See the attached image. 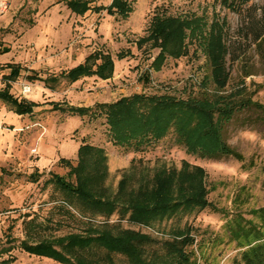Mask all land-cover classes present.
<instances>
[{
  "label": "rangeland",
  "instance_id": "obj_1",
  "mask_svg": "<svg viewBox=\"0 0 264 264\" xmlns=\"http://www.w3.org/2000/svg\"><path fill=\"white\" fill-rule=\"evenodd\" d=\"M3 1L10 8L0 17V264H58L29 255L23 245L93 231L120 236L129 230L149 239L145 256L155 264L166 261L165 242L187 233L194 238L192 264H233L243 249L264 240V47H258L264 44L258 40L264 0H252L240 15L215 0H123L126 17L108 11L113 0H77L90 7L84 15L70 7L74 0ZM157 19L184 35L161 57V40L152 33ZM215 20L228 25L231 81L225 94L245 82L246 96L256 105L239 110L224 133L241 160L190 155L172 132L140 148L116 145L102 106L141 95L186 100L198 93L208 75L204 44ZM97 53L114 61L107 80L82 71ZM23 85L32 91L23 94ZM82 145L102 151L88 156L87 170L105 172L96 187L119 205L111 216L95 214L53 180L76 184L62 159L77 167ZM194 168L203 171L209 207L183 210L149 227L128 222L122 205L139 191L151 193L158 173L176 181L187 173L199 178ZM77 254L106 262L97 247ZM114 262L129 264L121 256Z\"/></svg>",
  "mask_w": 264,
  "mask_h": 264
},
{
  "label": "trees",
  "instance_id": "obj_2",
  "mask_svg": "<svg viewBox=\"0 0 264 264\" xmlns=\"http://www.w3.org/2000/svg\"><path fill=\"white\" fill-rule=\"evenodd\" d=\"M251 1L215 0V3L240 15ZM69 5L78 15L90 11L87 3H80L77 0L69 2ZM108 11L126 17L129 7L123 0H113ZM172 27L173 25L167 21L156 20L152 33L156 40H161L160 57L161 54L169 52L167 46L170 42L183 43L182 29ZM227 36L226 20L222 23L215 20L210 24L204 44L208 75L198 93L189 95L186 100L141 95L123 98L116 103L102 106L114 143L121 147L140 148L141 144L158 142L172 132L176 142L190 155L207 159L230 156L240 159V155L227 144L224 133L239 110L256 105L246 96L245 82L241 83L240 88L225 94L231 81ZM258 40L262 42L264 34L259 36ZM258 47L263 48L264 44L259 43ZM119 59L123 57L119 56ZM114 69V61L110 55L97 53L86 59L82 71L86 76L107 80L113 76ZM250 75L251 73H247V76ZM208 87H212L219 95L216 97L209 95ZM85 110L71 108L73 113L81 116L87 113ZM93 152L101 155L102 151L82 145L78 151L77 167H72L68 161L62 159V162L70 167L68 175L75 178V185L59 176H54L53 180L59 189L92 207L95 214L111 216L119 205L106 200L102 188L96 187L98 181L103 180L105 172L91 175L87 170V159ZM194 169L200 175L199 178L197 175L187 173L176 181L170 174L158 173L155 177V188L151 193L139 191L136 198H131L122 205V209L128 214V222L132 225L149 227L157 221L175 216L180 211L204 210L209 207L203 171L200 168ZM177 182L180 184L179 191L175 192ZM149 241L139 238L135 232L129 230L120 236H114L106 231H93L88 236H70L56 243L24 244L22 248L29 255L47 258L58 264H97L77 254L92 247L104 250L106 261L104 264H115L114 258L117 256L125 258L129 264H155L145 256V243ZM193 244L194 238L188 233L165 242L166 261L163 264H192L189 247ZM233 264H264V240L259 239L243 249L235 257Z\"/></svg>",
  "mask_w": 264,
  "mask_h": 264
},
{
  "label": "built area",
  "instance_id": "obj_3",
  "mask_svg": "<svg viewBox=\"0 0 264 264\" xmlns=\"http://www.w3.org/2000/svg\"><path fill=\"white\" fill-rule=\"evenodd\" d=\"M9 8H10V6L7 2L0 0V17L2 15H4L5 13H7ZM31 91H32L31 86L23 85V87H22V93L23 94L30 93Z\"/></svg>",
  "mask_w": 264,
  "mask_h": 264
}]
</instances>
